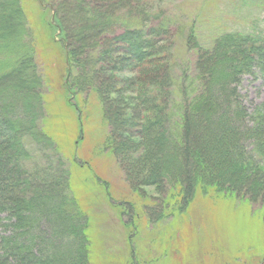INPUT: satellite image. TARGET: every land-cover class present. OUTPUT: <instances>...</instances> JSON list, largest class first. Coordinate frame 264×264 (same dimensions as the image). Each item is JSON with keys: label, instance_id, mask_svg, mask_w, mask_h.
<instances>
[{"label": "rangeland", "instance_id": "1", "mask_svg": "<svg viewBox=\"0 0 264 264\" xmlns=\"http://www.w3.org/2000/svg\"><path fill=\"white\" fill-rule=\"evenodd\" d=\"M53 1L77 49L71 71L64 48L56 43L61 40L60 28L52 22L48 4L0 0V76L23 63L17 73L0 81V118L27 125L35 143L27 144V138L21 136L25 145L20 150L11 133L0 141V255L4 238L12 231L11 212L32 206L34 210L26 213L34 227L22 241L28 244L34 261L58 256L68 261L84 231L83 264H264V192L257 187L260 174L254 178L252 166L238 170V180L217 185L214 177L206 178V170L225 179V167L216 164L209 168L210 149L200 158L189 147L186 176L194 182L190 200L178 192L173 195L179 190L176 180L185 161L178 151L171 157V168L166 169L171 176L158 185L149 184L139 164L145 152L140 148L143 135L149 132L146 122L155 110L138 99L143 81L151 76L150 83H158L168 73L172 85L167 84L170 94L164 90L163 99L170 101L171 95L170 119L176 123L172 121L169 130L175 136L180 135L175 124L181 123L180 115H186L188 109L189 137L205 147H211L210 133L218 126L220 112L230 113L229 107L241 115L236 123L240 131L244 124L258 134L264 131L260 51L248 54L252 72L240 75L238 86L222 84L223 78L219 79L231 67L221 61L232 54L236 57L238 48L247 50L245 42L233 45L222 40L223 36L245 34L264 44V1ZM129 11L134 22L147 25L153 18L152 24L164 23L166 41L162 45L168 47L167 53L157 55L133 79L127 77L129 71L119 70L124 64L115 65L112 60L104 64L110 66L108 70L96 72L98 37L118 25L119 18L127 21ZM197 64L204 67L200 73ZM73 80L81 86L80 94L73 88ZM95 80L100 85L107 83V89L102 86L101 90L111 96L103 98V104L92 89ZM35 95L39 110L33 103ZM225 96L229 103L223 100ZM214 100L217 106H207ZM159 101L165 102L156 98L154 104ZM204 107L211 113L197 112ZM106 108L111 111L107 119L103 115ZM38 112L40 123L32 127L31 118ZM227 122L232 125L233 119ZM240 144L244 153L252 154L247 162L264 161L261 146L258 155L248 139ZM60 211L65 218L62 223L54 214ZM72 228L77 234L74 238L67 232ZM20 259V254L10 258L11 263Z\"/></svg>", "mask_w": 264, "mask_h": 264}, {"label": "trees", "instance_id": "2", "mask_svg": "<svg viewBox=\"0 0 264 264\" xmlns=\"http://www.w3.org/2000/svg\"><path fill=\"white\" fill-rule=\"evenodd\" d=\"M11 1L17 3V0H11ZM260 1H264V0H260ZM43 2L46 3V5L48 4L47 5L48 7L47 6L46 7L52 11L53 14L52 22L53 23L55 22L60 28L59 35L61 40H59L56 43H60L64 48V57L67 66L71 71L74 68L73 66L76 65L75 54H77V49H75L74 41L71 40L65 21H63L62 17L61 18L59 17L60 15L59 9L56 6L55 2L53 0H39L40 5ZM18 10L19 7H16L15 11ZM127 13L129 15V19L127 21L121 22L119 18L118 25H114V28L113 27L110 28L109 33H106L105 35H101L102 33L105 32L102 31L101 34H99V36L101 35L102 37H98L94 50V57L99 56L97 61L99 67L97 70H95L96 72L99 71L104 72L105 70H108L110 66L104 64L111 62L112 60V63L115 65L124 64V66H120L119 70L129 71L127 77L133 79V76L135 75L134 73H137V71H140L146 66L151 65V61L155 59L157 55H159L160 53H162V55L167 53L168 47L166 45L164 46L162 45L163 41H166V28L163 26L164 23H161L160 21V22H156L155 24H152L153 18H151V20L147 25L142 22H134V20L132 19L135 17L131 14L130 11ZM53 23H50L52 27L54 26ZM222 40L231 41L233 45H235L236 42H245L247 44V48H246L247 50L243 48H238L239 51L236 54V57H232L233 56L232 54L228 59L221 61V62H226L225 63L226 66L228 65L231 66L228 71L226 70L227 72H224L219 75V79L223 78L222 84L231 83L233 88H235L236 86H238L240 82V75L244 73L252 72L253 67H251L248 63V60H250L248 54L255 49L260 51V54L262 55V58L260 59L262 63L261 65L258 66L261 67L260 71L264 72V66H263L264 44L258 43V41L254 42L249 35L239 34V33L227 34L223 36ZM255 43L260 45L256 46ZM33 50L35 49L33 48L32 51ZM165 56L169 57V55H165ZM214 58L216 59V56H214ZM32 62L34 66L37 65L35 60H32ZM81 62L83 61L81 60ZM28 67L29 69L34 70V68L30 66V64H28ZM203 68L204 67L199 66L197 64L196 70L200 73L201 71H203ZM152 69L153 68H151V70ZM93 76H95V74ZM161 79L158 81V83L151 84L150 81L152 80V77L149 76L147 81H143V84L142 83L140 84V90L138 92L139 94L138 99L140 103L146 105L148 104L152 105L151 108L155 110V114H151V118L146 122V130H149V132L144 134L140 129H137L136 131L137 133H141V135L142 133L144 134L143 145L141 146L140 149L141 151L145 149V152L144 155L142 156L143 160L141 159L142 163L139 162V164L141 166V170L146 172L147 178L145 181H147L149 184L158 185L164 181L166 176L167 177L171 176L168 172H166L167 171L166 169L171 168V164H173L172 163L173 159L171 157H173L175 155V152L178 151L183 154L185 161H184V166L181 168V172H180L181 177L179 180H176V183L179 186L176 188L174 187L175 189L178 188L179 190H176L175 193L173 192V195L177 194L178 192V194L180 193L184 200H188V199L190 200L192 196L194 182L193 181L190 182V180L186 176V172H187V164H188L187 162L188 150L189 147H192L195 148V151H197L200 158H202L204 154L206 155V153H208V150L210 149L209 152L211 151L213 154H209V155L207 154L209 158V161H207L209 164V168H214L216 164L225 167V173L227 172L226 173L227 176L225 177V179L219 178L218 172L216 173L211 170L209 171L208 169L206 170L208 171L206 177L207 179H211L214 177L217 185L220 184L223 186L225 184H228V182L230 181L234 182L236 179L238 180L239 177H237L238 174L236 173L238 170H244V169L248 170L249 167H250L249 169H251V167L253 166L252 168L254 169L252 171L253 177L256 178L257 175L260 174V181L257 182L258 184L257 187L259 189L262 188L263 190L261 192H264V161L263 162L259 161V163L250 164L249 161L252 160V154L248 156V154L244 153L243 149L240 146L241 142H245L248 139V141H250L251 145L253 146L252 151H255L256 149V154L259 155L258 148H260L261 146V148L264 150V131L262 132L259 131L258 134L257 131H254L255 129L253 127L247 124H244V126L242 127L243 128L242 131H240L236 123L237 120L241 119V115L239 114L238 110L236 112L237 114L234 113L233 108L229 107L228 105V107L231 108L230 113H225L226 112L225 110H224L225 112L223 113L220 112L221 115L219 117V120L217 121L218 126L215 127L212 134L210 133V139H211L210 148L208 146L205 147L204 144L200 145L195 138L193 139L189 137V133L191 130V123H190L191 113L189 109L188 111H186V115H183V113L182 115H180L181 123L175 124L179 128V133H180V135H178L179 137L175 136L176 134L174 133V131L169 130V126L173 125L171 124L173 120L170 119L172 117V113L169 111L171 95H169L170 101L169 98L163 99V94H164L163 91L166 90L165 93L169 92L168 87L166 86L167 84L172 85V78L170 77V74L167 73L164 74ZM73 81H74L73 88H75L78 91L77 93L80 94L81 86L79 85V83H77V81L75 80ZM201 83H202L201 87H203L204 86L203 82ZM102 84L103 85H100V83L97 80H95L92 82L91 86L93 91L99 96V99L103 104L104 102L103 98L105 99L107 97L106 99H109L111 95L110 93L107 94L106 96L104 95L102 91L103 90L102 86H104V89H107L105 88V85L107 86V83L105 82ZM233 91L235 90L233 89L232 91H229V96L232 95ZM34 98L35 101H33V103L36 104L39 110V104L37 103L38 99L36 98V95ZM156 98L157 100L161 99L165 102L163 103L162 101H159V103L154 104ZM226 98L227 97L225 96L223 100L225 102H228ZM231 100L233 99L231 98ZM215 102H216L215 100L214 102L209 101L207 106H211V104L212 107L217 106V103ZM220 106L221 107L224 106V103L223 105L220 103ZM208 109L204 107L202 108V110H198L197 112L204 111V114H210L211 110L210 108ZM222 109L224 108H221V110ZM39 112L31 118L32 120L30 121L29 124L30 126L32 127L37 126V123L40 121ZM103 112H104L103 113L104 118L110 116L111 114L110 109L108 110L107 108L104 109ZM227 114H229V116ZM205 118H208V116H205ZM230 119H233V122H235V124H233L232 122L233 127L231 124L227 122ZM5 120L0 118V141H2V138L8 139L9 134L11 133L12 134L11 138L16 140L18 146H20V150L25 145V143H22L20 141L21 136L24 137V139L27 138L26 140L27 144L28 143H30L31 145L35 144L33 143L34 140L32 138V135H30V131L28 130L27 125H25L22 122L16 123L13 121L14 122L13 123L11 120H8L7 118ZM173 122L176 123L175 121ZM207 122H209V120H207ZM5 125L7 126V128H5ZM205 126H206L205 128L207 129V123L205 124ZM21 152L24 157L28 156V154L25 153L24 150ZM248 158L250 160H248L247 162ZM254 188L255 187H253L252 190H254ZM33 210L34 207L25 206L17 209L14 208V212H11V218L13 219V221H10L11 223L10 229L12 231L8 237L4 238L3 251L1 249L2 254L0 255V264H83L84 262L83 260H85L86 258L85 257L86 237L85 235H82L84 234V231H81L79 234L80 235L79 243L76 246L75 251L72 252V255L69 256L70 261L69 260L66 261L67 259L64 256H58L52 259H43L38 257L34 261L28 250L29 247L28 244H25L22 241L24 236L27 235L28 230L34 227V225L30 223L32 217L29 215V213L28 214L26 213L27 211L31 212ZM54 214L61 223L62 220H65V218H62L63 217L62 211ZM73 231L74 229L72 228L67 232L70 235H72L74 238V236H76L77 234H75ZM9 243L11 244L10 247L8 246ZM74 253H75V259L73 257ZM16 254H20L21 256L20 262L17 261L11 263L10 260L11 255H16Z\"/></svg>", "mask_w": 264, "mask_h": 264}, {"label": "bare ground", "instance_id": "3", "mask_svg": "<svg viewBox=\"0 0 264 264\" xmlns=\"http://www.w3.org/2000/svg\"><path fill=\"white\" fill-rule=\"evenodd\" d=\"M22 64H23L22 61H20L16 67H14V68H12V69L10 70L9 73H11V74H12V73H13V74H14V73H17V72L19 71V68H21ZM9 73L1 75V76H0V81H1L2 79H4V77L8 76ZM4 75H5V76H4Z\"/></svg>", "mask_w": 264, "mask_h": 264}]
</instances>
